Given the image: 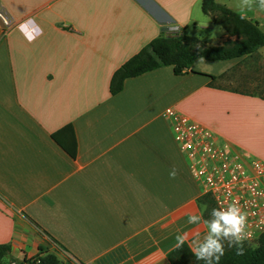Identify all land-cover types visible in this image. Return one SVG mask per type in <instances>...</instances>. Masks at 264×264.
Instances as JSON below:
<instances>
[{"label":"crops","instance_id":"crops-1","mask_svg":"<svg viewBox=\"0 0 264 264\" xmlns=\"http://www.w3.org/2000/svg\"><path fill=\"white\" fill-rule=\"evenodd\" d=\"M218 3L240 14L239 0ZM0 11L12 22L0 25V245L11 248L0 264L42 252L61 264H169L177 230L191 248L206 233L188 224L202 194L164 112L235 148L227 128L248 130L264 159V97L242 92L258 88L245 73H264V47L182 75L163 67L112 96L113 74L156 38H235L201 0H0ZM246 18L264 32V10Z\"/></svg>","mask_w":264,"mask_h":264},{"label":"trees","instance_id":"trees-1","mask_svg":"<svg viewBox=\"0 0 264 264\" xmlns=\"http://www.w3.org/2000/svg\"><path fill=\"white\" fill-rule=\"evenodd\" d=\"M201 11L211 18L214 25L221 27L235 40H229L221 46H213L188 36L156 38L113 74L109 85L110 95L119 94L123 90L125 80L163 67H173L175 75H182L190 72L193 64L199 59L208 62L231 61L251 57L264 47V32L257 22L242 19L240 14L220 5L218 0H201ZM197 204L205 218H209V212L216 207L209 195L199 197ZM244 248L245 254L236 256L235 249L230 250L226 245L225 254L219 264H264V234L256 241L254 247L244 244ZM10 252L9 245H0V263ZM166 257L169 264H203L195 260L187 243L180 249L175 246ZM25 263L61 264L54 254L43 252Z\"/></svg>","mask_w":264,"mask_h":264},{"label":"built area","instance_id":"built-area-1","mask_svg":"<svg viewBox=\"0 0 264 264\" xmlns=\"http://www.w3.org/2000/svg\"><path fill=\"white\" fill-rule=\"evenodd\" d=\"M4 33L12 27L0 11ZM173 141L186 161L188 171L202 195H209L216 207L236 202L247 213L249 238L255 243L264 234V162L236 151L211 129L174 109H167Z\"/></svg>","mask_w":264,"mask_h":264},{"label":"clouds","instance_id":"clouds-1","mask_svg":"<svg viewBox=\"0 0 264 264\" xmlns=\"http://www.w3.org/2000/svg\"><path fill=\"white\" fill-rule=\"evenodd\" d=\"M237 7L243 19L254 7L264 10V0H239ZM176 176L177 170L173 168L169 172V178L175 179ZM204 207L207 209V205ZM188 224L206 230L202 237L197 235L192 239L191 252L197 262L219 264L225 254L226 245L230 250L235 249L236 256L245 254L244 243L249 238L247 213L236 202L212 208L209 218H205L202 214L191 215L188 218ZM190 236L191 234L187 231L177 230L176 248H183Z\"/></svg>","mask_w":264,"mask_h":264},{"label":"rangeland","instance_id":"rangeland-1","mask_svg":"<svg viewBox=\"0 0 264 264\" xmlns=\"http://www.w3.org/2000/svg\"><path fill=\"white\" fill-rule=\"evenodd\" d=\"M243 74V73H242ZM257 76V77H255ZM245 77L247 78H251L252 81L250 82L251 86H254V85H257L258 84V88H246V86H244V89L242 90V92H245V93H252V94H257L259 96H262L264 97V73H258L256 75H252L251 73L248 74V73H245ZM260 77V78H259ZM262 77V78H261ZM255 78H259L260 81H256ZM257 83V84H256ZM227 132L231 135L230 137L232 138V140L236 143V147H233L231 144H228L230 146H232L236 151H243V153L245 152V154L251 156L252 158H255V159H258L262 162H264V159L262 157H260L259 155H257V152H252L251 150V141L253 138H250V134H249V131L248 130H244V129H240V128H237V127H229L227 128ZM204 209V208H203ZM200 212L202 214V209H200ZM256 245V242L253 243V244H250V246H255ZM115 256H120V259H123L126 257V254H125V249H121L119 250L118 252H116L114 254ZM100 264H106L104 261L100 262Z\"/></svg>","mask_w":264,"mask_h":264}]
</instances>
